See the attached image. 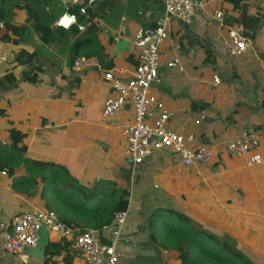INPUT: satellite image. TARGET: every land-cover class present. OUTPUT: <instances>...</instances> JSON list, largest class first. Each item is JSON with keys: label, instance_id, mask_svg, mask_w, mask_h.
<instances>
[{"label": "crops", "instance_id": "crops-1", "mask_svg": "<svg viewBox=\"0 0 264 264\" xmlns=\"http://www.w3.org/2000/svg\"><path fill=\"white\" fill-rule=\"evenodd\" d=\"M199 1L208 3L196 11L190 25H175L171 38L163 45L160 79L151 90L172 114L170 129L215 152L210 163L188 168L167 149L133 166L121 158V128L132 120L130 105L113 118L102 115L103 102L111 90L101 70L112 69L122 78L130 77L136 66L131 43L140 27L155 22L159 12L154 0H99L94 13L98 23L77 36H51L53 24L50 36L44 40L33 30L36 46L26 47L35 52L34 66L38 67L33 83L23 80L29 67L12 69L9 62L14 48L0 42V77L11 71L16 79L10 89L0 90V111L4 113L0 117V144H9L11 129L21 132L26 157L61 167L75 190L74 195H59L57 199L47 194L42 199L41 184L25 195L12 189L7 175L0 176V223H10L18 212L47 210L49 204L74 227L96 228L103 218L95 213L97 205L114 202L118 191H126L128 215L115 248L117 264H182L179 246L189 251L188 264H264V171L225 152L227 141L247 130L258 135L263 148L264 113L252 103L253 115L246 114L249 97L235 92V85L222 74L226 69H235L246 72L253 82H264V62L257 57V39L252 49L230 57L224 44L228 26L221 27L214 17L216 10L223 11L229 3ZM55 3L56 20L64 6L58 0ZM146 12H150L148 17ZM13 23L22 24L18 18ZM78 39L75 53L94 59L101 70L76 72L69 66L68 49ZM261 41L264 43V29ZM206 51L210 59L205 63ZM174 58H178L179 65L168 68L166 64ZM252 58L256 62L253 66H259L258 72L253 66L240 71L239 67ZM213 75L219 77V85L213 84ZM263 88L259 105L264 99ZM16 175H25L22 165ZM155 211L163 213V217L157 216L156 238L149 229ZM168 212L183 218L192 233L169 232L174 241L165 249L157 243L176 222ZM213 239L226 252V256H218L220 261L208 250ZM55 242L58 240L50 235L49 244ZM40 251L39 245L27 251L25 262H21L3 252L0 239V264H50L46 261L48 255L41 256ZM72 261L82 264V258L74 253Z\"/></svg>", "mask_w": 264, "mask_h": 264}, {"label": "built area", "instance_id": "built-area-1", "mask_svg": "<svg viewBox=\"0 0 264 264\" xmlns=\"http://www.w3.org/2000/svg\"><path fill=\"white\" fill-rule=\"evenodd\" d=\"M58 1L64 6V11L54 21L55 29L70 31L75 27L78 32H84L98 23L94 13L97 12L99 0ZM159 1L162 10L155 18V25L140 27L133 37L131 49L135 55L136 66L130 77L122 78L112 69L101 70L94 59L82 55L75 58L72 68L76 72L94 68L101 70L102 79L111 90V95L103 102L104 118H113L123 110L125 105H130L132 120L121 128L124 137L121 158L128 160L133 166H139L154 152L167 149L186 168L197 164H207L214 158L213 149L204 144H196L192 137L178 134L170 129L172 114L165 108L163 102L152 94L151 90L160 79L162 47L171 38L174 26L190 25L196 11L208 2ZM71 7L77 9V14L83 18L82 21L78 20L77 14L70 12ZM65 12L74 15L75 22L67 29L56 27L55 22ZM145 14L148 17L150 12ZM214 17L221 27L225 26L222 10H216ZM0 28L3 29V26L0 25ZM224 44L230 57L244 54L252 49V41L242 35L240 28L231 25L227 28ZM178 65V58L166 64L168 68ZM262 74L264 76V70ZM212 82L214 85H219V77L213 75ZM225 152L230 156L245 159L248 166H259L264 171V147H260L259 137L252 130L242 132L228 140ZM6 175L4 171H0V176ZM127 215V210L115 212L108 226L100 229H79L65 223L52 210L34 208L18 212L13 215L10 223H0L1 248L7 254L25 262V251L37 249L38 233L45 229L49 236H54L58 241L66 239L72 241L73 253L82 258V264H117L118 256L115 248L120 239V228Z\"/></svg>", "mask_w": 264, "mask_h": 264}, {"label": "trees", "instance_id": "trees-1", "mask_svg": "<svg viewBox=\"0 0 264 264\" xmlns=\"http://www.w3.org/2000/svg\"><path fill=\"white\" fill-rule=\"evenodd\" d=\"M226 2L229 3L230 7L222 11L224 12L225 26L231 25L238 27L241 29L242 35L245 38L252 42L255 41L264 29V16L249 13L247 0H226ZM154 4L158 6L157 11L160 13L162 10L160 1L154 0ZM54 9H58L55 0H0V25H2L5 30L4 34L0 37V41L10 44L14 48L11 61L9 62L12 69L19 66L29 67L30 71L23 76L24 81L33 83L37 76L38 67L34 66L35 52H29L26 50V47L28 46H36V39L34 38L33 30L36 34H39L40 38L43 40L48 38L50 36L49 30L51 25L55 21L53 16ZM16 12H18L19 15ZM70 12L77 14V9L71 7ZM77 17L79 21L83 20L78 14ZM16 18H18L22 24L13 23V20ZM154 25L155 22L153 21L152 26ZM88 30L90 29L88 28ZM68 32L61 29H55L51 36L63 37V35L67 36V34H72L73 36L78 35V31L75 27ZM79 41L80 39L74 41L71 48L68 49V53L71 54L69 57V66H71L75 58L79 56V53H75L77 50L76 45ZM209 59L210 53L206 51V59L204 62H208ZM15 81L14 74L11 71H7L0 77V90L6 91L10 89ZM262 93L264 95V88L262 89ZM260 106L264 113V99L261 101ZM3 115V111H0V117ZM8 140L9 144H0V171H4L12 180V189L28 195L29 190L41 184L40 195L42 199H44L47 194L54 195L57 199H59V195H74L75 190L70 187L72 184L61 167L54 164L36 162L26 157L27 148L23 144L24 135L21 132L11 129L8 133ZM21 165L25 169V175H16L17 169ZM59 185L62 187H58ZM62 188L68 189L71 193H60L59 190ZM128 202V193L126 191H118V198L116 201H103L99 203L95 209V213H101L103 218L98 220L96 228L100 229L108 226L111 223L112 216L115 212L127 210ZM46 208L47 210H52L49 204L46 205ZM161 214H163L162 211H155L149 221V229L154 238H156L157 233L155 227L157 216H161ZM168 215H171L169 217L174 218L176 222L174 223V227L170 228V231H164L165 233H163L160 238L161 241L157 243L160 247L165 249L171 245V241H174V239H170L171 236L169 232L192 233V230L183 224V218L170 212H168ZM62 220L65 223L74 226L65 218H62ZM200 235L203 236V234ZM212 242L213 244L217 243L215 239H213ZM223 247L227 248L226 246ZM177 251L180 253L179 257L181 263L188 264L190 261L189 251L183 246H179ZM45 253L48 255L46 260L47 263L73 264L72 241L69 239L48 244L45 248ZM58 257H60L59 261H57Z\"/></svg>", "mask_w": 264, "mask_h": 264}, {"label": "rangeland", "instance_id": "rangeland-1", "mask_svg": "<svg viewBox=\"0 0 264 264\" xmlns=\"http://www.w3.org/2000/svg\"><path fill=\"white\" fill-rule=\"evenodd\" d=\"M224 1H226V0H224ZM247 3L249 5V8H248L249 13L264 16V0H247ZM16 13L19 15L18 12H16ZM4 31H5L4 29L0 28V37L4 34ZM261 33H262V31H261ZM36 35H38V34H36ZM257 41H258L257 42V48H256L257 57L260 61L264 62V43H262V41H261V34L258 36ZM247 62L246 61L244 62V63H246L245 66H243L241 68L239 67L240 71L243 68H245V70L248 71L251 69V67L254 65V63H256L253 58L248 59ZM253 67H255L256 71L258 72L259 66L257 67V64H255V66H253ZM222 74L224 75V78L230 84L235 85V92H237L239 95L242 94V92H244V93H246L247 97H249V101H248L249 105H247L245 108L246 114L253 115V111L251 108L252 103L254 105H257V107H258L257 110L259 109V111H260L261 107L259 105L258 99H259L260 94H261V87H262V85H264L263 81L253 82L250 78V75H248L246 72L240 73V72H237L235 69H232V70L226 69V70H224V72ZM244 103L245 102H243V104L240 103V106L244 105ZM255 115H256V117H258L259 114L256 113ZM227 119H226V121H227ZM229 119H231V118H229ZM59 191H60V193L63 192L65 194L71 193V191H69L66 188H62ZM52 211H54V210H52ZM38 236H39V243L41 246L42 243L46 242L47 237L44 236L42 234V232H39ZM208 250H212V254L214 256L216 255L215 257H217V258H218V256L219 257L226 256V252L221 251V249L218 248L215 244H210V246H208ZM27 251L32 252L33 249L32 250H26L25 253ZM4 253L7 254L6 252H4ZM207 253H211V252H207ZM7 255H9V254H7ZM12 257H14V256H12ZM218 260H219V258H218ZM222 263L228 264V262H223V261H222ZM233 264H235V263H233ZM236 264H239V263H236Z\"/></svg>", "mask_w": 264, "mask_h": 264}, {"label": "clouds", "instance_id": "clouds-1", "mask_svg": "<svg viewBox=\"0 0 264 264\" xmlns=\"http://www.w3.org/2000/svg\"><path fill=\"white\" fill-rule=\"evenodd\" d=\"M76 17L74 15H70L69 13L65 12L61 18L55 22L56 27H63L65 29L69 28V26L74 23ZM82 28V26H81ZM258 159V158H257Z\"/></svg>", "mask_w": 264, "mask_h": 264}, {"label": "water", "instance_id": "water-1", "mask_svg": "<svg viewBox=\"0 0 264 264\" xmlns=\"http://www.w3.org/2000/svg\"><path fill=\"white\" fill-rule=\"evenodd\" d=\"M40 232H42V234L47 237L46 242L42 243L41 246H40V243H39V248L41 250L40 251L41 252V256H43L44 253H45V248L49 244V235H48V233H47V231L45 229H42Z\"/></svg>", "mask_w": 264, "mask_h": 264}]
</instances>
